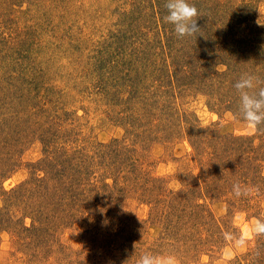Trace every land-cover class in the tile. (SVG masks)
<instances>
[{"label":"rangeland","instance_id":"1","mask_svg":"<svg viewBox=\"0 0 264 264\" xmlns=\"http://www.w3.org/2000/svg\"><path fill=\"white\" fill-rule=\"evenodd\" d=\"M166 2L0 0V264H264V0Z\"/></svg>","mask_w":264,"mask_h":264},{"label":"clouds","instance_id":"2","mask_svg":"<svg viewBox=\"0 0 264 264\" xmlns=\"http://www.w3.org/2000/svg\"><path fill=\"white\" fill-rule=\"evenodd\" d=\"M167 15L165 21L171 24L178 38L199 35L201 30L197 24L198 10L188 0H167L165 4ZM262 82L258 77L251 74L242 75L233 85L239 93L240 118L245 123L249 134H255L259 126L264 124V87H258ZM232 191L236 197L248 196L258 192L255 187H242L239 183L233 185ZM253 236L264 234V221H253L249 229ZM137 264H155L153 259L145 254Z\"/></svg>","mask_w":264,"mask_h":264},{"label":"trees","instance_id":"3","mask_svg":"<svg viewBox=\"0 0 264 264\" xmlns=\"http://www.w3.org/2000/svg\"><path fill=\"white\" fill-rule=\"evenodd\" d=\"M263 54V56H264V53H262ZM239 78H240V76H239ZM262 178H264V177H262ZM263 249H264V245H263ZM260 259V256H258V258H257V260L256 261H258Z\"/></svg>","mask_w":264,"mask_h":264}]
</instances>
